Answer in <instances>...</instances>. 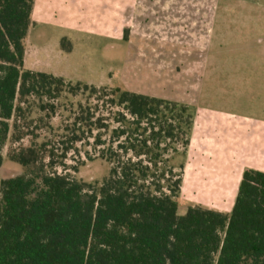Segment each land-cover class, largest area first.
<instances>
[{"label":"trees","instance_id":"trees-1","mask_svg":"<svg viewBox=\"0 0 264 264\" xmlns=\"http://www.w3.org/2000/svg\"><path fill=\"white\" fill-rule=\"evenodd\" d=\"M33 7L0 0V168L10 134L11 142L23 139L17 119L29 99L97 92L24 69ZM112 96L118 110L110 117L79 105L71 125L35 128L61 135L41 143L34 136L8 153L22 173L0 181V264H264V173L243 172L229 214L180 206L191 107L120 89ZM78 145L108 165L100 185L57 172H77L64 160Z\"/></svg>","mask_w":264,"mask_h":264},{"label":"rangeland","instance_id":"rangeland-1","mask_svg":"<svg viewBox=\"0 0 264 264\" xmlns=\"http://www.w3.org/2000/svg\"><path fill=\"white\" fill-rule=\"evenodd\" d=\"M157 1L145 0L144 14L148 22L142 29L129 31L130 42L136 44L141 40L150 42L164 39L178 46L176 52L181 48L188 52L193 49L192 55H177L169 64H158L162 68L165 66V69H159L160 78L153 79L150 77L157 68L150 63H137L134 48L123 42L105 38L98 32L82 34L79 40L74 38L75 41L69 39L71 44L66 40L63 46H70L71 51V45H74L73 53L52 63L41 57L39 60L43 63L37 64L45 73L65 75V81L72 84L82 82L93 86L97 92L80 91L76 96L63 94L59 100L43 98L42 103L32 98L22 105V115L17 119V125L23 139L19 143L11 142L10 134L2 148L0 181L22 173L17 163L8 160L10 151L28 147L34 136H38L36 141L41 143L61 135L59 131L50 132L47 127L38 130L36 127L48 125L54 130H61L71 125L79 116V105L90 108L97 106L99 112L96 117H110L111 112L118 110L110 105L115 89L142 92L149 97L181 104L201 101L245 119H264L261 114V109H264V0H159L160 7L164 8L160 11ZM216 8L220 9L216 19L204 33L201 30L204 23L201 26L199 22L200 14L208 9L210 18L211 10ZM152 11L165 16L157 21ZM159 27L163 31L158 32L156 29ZM62 33L73 37V32L40 25L30 31L29 41L33 46L48 49L54 47ZM196 44L203 50L209 48L208 52H194L197 50ZM189 58L197 61L188 62ZM158 73L155 72V76ZM39 106H44L45 111H40ZM240 122L249 121L241 119ZM87 137L84 142H93L92 138ZM77 149L78 154L70 153L64 160L66 168L74 166L77 172H64L61 167L56 169L57 172L69 174L79 182L100 185L108 173V165L96 159L89 146L82 148L78 145ZM183 214L184 211H180V215Z\"/></svg>","mask_w":264,"mask_h":264},{"label":"crops","instance_id":"crops-1","mask_svg":"<svg viewBox=\"0 0 264 264\" xmlns=\"http://www.w3.org/2000/svg\"><path fill=\"white\" fill-rule=\"evenodd\" d=\"M157 2L158 10L164 9L160 7L159 0ZM145 9V0H34L32 23L25 41L24 69L66 80L65 75L42 71L37 63L43 61L39 59L42 57V60L52 63L66 54L70 55L73 53L74 45H71L70 52H63L60 48L62 40L75 41L74 38L79 40L82 34L98 32L105 38L133 47L134 60L139 64L150 63L155 66L157 70L153 71L150 78L159 79L158 70L165 69L161 64H169L177 55L189 57L193 49L188 52L179 48L178 53L176 52L178 46L164 39L131 43L127 35L129 31L142 29L148 22L144 14ZM219 10L217 8L211 10L210 18L208 9L201 12L199 22L201 26L204 23L201 29L204 33L207 32L210 23L216 19ZM152 15L156 20L165 16L160 12L155 14L154 11ZM40 25L52 26L62 32H73V37L62 33L54 47L47 49L33 46L29 41V34ZM156 30L160 32L163 28L159 27ZM195 47H197L194 51L196 53H207L209 50V48L206 50L198 48L199 44ZM187 61L197 60L189 58ZM158 64L161 66L159 67ZM155 72L158 73L157 76ZM186 105L191 107L193 119L189 145L182 159L179 205L200 206L229 214L243 172L250 169L264 173V119L250 117L245 119L229 111L213 108L201 101ZM261 111L264 115V109ZM241 119H248L249 122H240Z\"/></svg>","mask_w":264,"mask_h":264}]
</instances>
